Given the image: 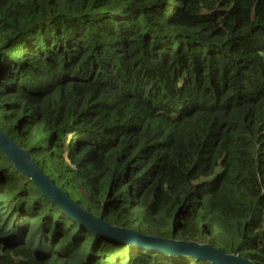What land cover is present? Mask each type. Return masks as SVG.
<instances>
[{"label": "trees", "instance_id": "trees-1", "mask_svg": "<svg viewBox=\"0 0 264 264\" xmlns=\"http://www.w3.org/2000/svg\"><path fill=\"white\" fill-rule=\"evenodd\" d=\"M0 127L108 225L264 264V0H0ZM0 264H214L93 234L0 150Z\"/></svg>", "mask_w": 264, "mask_h": 264}, {"label": "water", "instance_id": "water-1", "mask_svg": "<svg viewBox=\"0 0 264 264\" xmlns=\"http://www.w3.org/2000/svg\"><path fill=\"white\" fill-rule=\"evenodd\" d=\"M0 150L11 161L15 169L32 180L34 185L55 206L63 210L73 220L83 225L93 234H100L130 244L166 254L185 255L207 259L214 264H254L247 258L227 254L211 244L195 241H178L141 234L135 230L108 225L101 217H96L75 203L68 194L56 186L30 158L27 150L21 148L0 127Z\"/></svg>", "mask_w": 264, "mask_h": 264}, {"label": "rangeland", "instance_id": "rangeland-1", "mask_svg": "<svg viewBox=\"0 0 264 264\" xmlns=\"http://www.w3.org/2000/svg\"><path fill=\"white\" fill-rule=\"evenodd\" d=\"M263 225H264V222H263ZM264 227V226H263Z\"/></svg>", "mask_w": 264, "mask_h": 264}]
</instances>
